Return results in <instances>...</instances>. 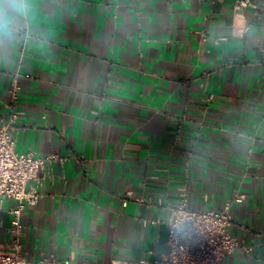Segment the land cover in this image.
Returning <instances> with one entry per match:
<instances>
[{
    "label": "crops",
    "instance_id": "0c3cea01",
    "mask_svg": "<svg viewBox=\"0 0 264 264\" xmlns=\"http://www.w3.org/2000/svg\"><path fill=\"white\" fill-rule=\"evenodd\" d=\"M233 2L0 0V123L19 74L15 152L63 159L28 183L26 261L154 264L182 195L241 194L222 264H264V0Z\"/></svg>",
    "mask_w": 264,
    "mask_h": 264
},
{
    "label": "built area",
    "instance_id": "2783aa9c",
    "mask_svg": "<svg viewBox=\"0 0 264 264\" xmlns=\"http://www.w3.org/2000/svg\"><path fill=\"white\" fill-rule=\"evenodd\" d=\"M259 0H234V13L241 14L247 8L257 9ZM244 29L233 28V36H241ZM28 75L25 76L27 78ZM19 74L10 79V98L6 104L7 117L0 123V215L2 202L15 203L11 211L9 240L0 244V264H76L73 261L41 260L26 261L21 238V215L27 206L37 203L39 194L28 188L30 181L37 180L38 173L53 161H62L56 155L34 156L19 154L14 150L17 131ZM180 203L170 209L167 221V252L154 264H222L239 248L231 233L230 208L241 204L244 196L235 194L219 210H196L188 206L182 195ZM125 206V204L123 203Z\"/></svg>",
    "mask_w": 264,
    "mask_h": 264
}]
</instances>
